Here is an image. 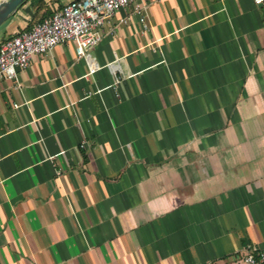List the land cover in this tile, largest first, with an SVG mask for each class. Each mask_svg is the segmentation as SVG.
<instances>
[{
	"label": "crops",
	"instance_id": "1",
	"mask_svg": "<svg viewBox=\"0 0 264 264\" xmlns=\"http://www.w3.org/2000/svg\"><path fill=\"white\" fill-rule=\"evenodd\" d=\"M26 1L0 44L71 0ZM138 3L100 28L94 73L70 41L0 78V264L264 249V5Z\"/></svg>",
	"mask_w": 264,
	"mask_h": 264
},
{
	"label": "built area",
	"instance_id": "2",
	"mask_svg": "<svg viewBox=\"0 0 264 264\" xmlns=\"http://www.w3.org/2000/svg\"><path fill=\"white\" fill-rule=\"evenodd\" d=\"M139 0H71L0 44V78L15 77L19 70L29 66L32 57L51 51L56 45L74 42L79 58L87 59L89 73H94L98 65L90 60V51L102 40L100 28L113 15L131 4L141 21L144 6ZM264 5V0H254ZM127 22L126 20H124ZM118 81V80H117ZM17 106V104H15ZM242 264H264V249L252 245L245 248Z\"/></svg>",
	"mask_w": 264,
	"mask_h": 264
},
{
	"label": "water",
	"instance_id": "3",
	"mask_svg": "<svg viewBox=\"0 0 264 264\" xmlns=\"http://www.w3.org/2000/svg\"><path fill=\"white\" fill-rule=\"evenodd\" d=\"M26 0H0V28L25 3Z\"/></svg>",
	"mask_w": 264,
	"mask_h": 264
},
{
	"label": "trees",
	"instance_id": "4",
	"mask_svg": "<svg viewBox=\"0 0 264 264\" xmlns=\"http://www.w3.org/2000/svg\"><path fill=\"white\" fill-rule=\"evenodd\" d=\"M26 2H27V1H26ZM26 2H25V3H26ZM25 3H24V4H25ZM42 18H43V17H42ZM42 18H40V20H38V21H41V20H42ZM38 21H37V22H38ZM30 27H31V26H30ZM28 28H29V27H27L26 29H28Z\"/></svg>",
	"mask_w": 264,
	"mask_h": 264
},
{
	"label": "rangeland",
	"instance_id": "5",
	"mask_svg": "<svg viewBox=\"0 0 264 264\" xmlns=\"http://www.w3.org/2000/svg\"><path fill=\"white\" fill-rule=\"evenodd\" d=\"M4 25H5V24H4ZM4 25H3V26H4ZM0 29H1V28H0Z\"/></svg>",
	"mask_w": 264,
	"mask_h": 264
}]
</instances>
